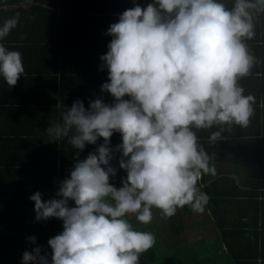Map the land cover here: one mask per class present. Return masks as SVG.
Listing matches in <instances>:
<instances>
[{
  "label": "clouds",
  "instance_id": "clouds-1",
  "mask_svg": "<svg viewBox=\"0 0 264 264\" xmlns=\"http://www.w3.org/2000/svg\"><path fill=\"white\" fill-rule=\"evenodd\" d=\"M254 11L264 12V0H233L230 8L222 0H152L134 2L109 24L100 92L113 101L101 95L85 108L77 99L46 128L49 141L66 139L77 151L53 198L42 200L40 191L29 197L35 220L62 221V231L47 240L51 259L36 245L21 264H139L155 235L134 228L129 216L149 224L153 209L165 217L185 205L203 212L208 196L198 182L215 168L194 129L217 126L209 137L216 142L226 127L249 125L254 98L238 80L253 62L244 39L253 35ZM17 23L18 15L0 23V40ZM23 72L21 53L0 43V78L11 87ZM114 133L121 143L113 148ZM117 152L126 173L119 188L109 182ZM28 240L36 244L34 236Z\"/></svg>",
  "mask_w": 264,
  "mask_h": 264
},
{
  "label": "trees",
  "instance_id": "trees-1",
  "mask_svg": "<svg viewBox=\"0 0 264 264\" xmlns=\"http://www.w3.org/2000/svg\"><path fill=\"white\" fill-rule=\"evenodd\" d=\"M18 1L21 0H0L4 4L0 9L4 19L18 11L17 26L0 43L9 50L21 53V58L25 61L21 77L33 86L44 83L52 89L53 95L61 89L63 92L69 90L74 96H83L82 101L87 105L85 108L90 100L96 98V93L99 96L106 95L103 96L104 102L112 103L113 98L108 93L100 92V85L107 79V71L99 70L101 61L94 58L106 52L100 47L102 45H89L86 36L78 37L75 44L60 38V25L69 21L68 12L66 13L69 10V0H37L38 4L48 1L50 5L34 4L23 7L26 11L13 5ZM222 2L228 8L233 5V0ZM57 6L65 9L56 11ZM50 25L56 31L52 34L53 38L47 36L51 31L47 29ZM253 29L252 37L245 38L244 43L251 51L249 54L257 55L260 63H252L248 74L239 78L238 83L244 89L245 95L252 90L248 85L256 87L253 101L257 104L260 100L263 104L261 111L264 122V12L254 11ZM79 33L83 35V30ZM243 78H247V84L241 82ZM6 87L12 88L7 84ZM48 88L42 94L48 92ZM40 94L41 101H48ZM7 97L8 95H4L5 104L10 101L8 104L12 108L17 102L18 105L14 108L18 113H22V109L28 110L29 107L46 110L45 107H38L40 105L35 100L12 96L8 100ZM54 101L62 102L64 108L59 110L60 106L57 107ZM73 102L74 100L63 98L60 101L57 98L50 100L48 106L51 110H46L47 115L56 118L59 111L61 115ZM253 110L260 111L258 106H254ZM17 115L20 118V114L15 116ZM5 120L7 130L1 133V141L6 150H3V156L0 157V264H21L22 253L31 251L36 245L42 246L48 252L50 261L51 249L47 240L62 231V221L57 218L35 220L34 202L29 197L40 191L42 200L53 198L59 182L69 175L77 150L67 146L66 139H61L60 149L54 142L50 157L41 155L39 159H30L25 165L18 166L10 162V155L17 150L16 138L23 141L26 136L31 140L33 131H13L12 124L16 119L8 114ZM261 126L256 133L237 125L226 127L222 133L223 138L216 142L210 141L209 137L217 130V126L194 129L198 144L209 154L210 164L215 168V175H204L198 182L201 190L208 196L207 203L203 212L192 221L191 215L197 212L188 205L177 208L175 215L171 217H165L159 209H153V219L149 224H140L135 221L134 216H129L134 228L150 231L155 235V244L140 255L139 264H218L214 257L219 252L227 258L225 264H257L256 259L261 256V251L256 248L257 237L253 231L261 234L263 227L253 228L252 223L253 218L258 223L264 212V123ZM100 143L102 138L96 145H86L79 154L85 158ZM119 143L120 134L114 133L110 139V147L114 148ZM118 158L117 152L110 161L117 168V175L109 181L117 188L120 187L121 178L126 175L119 169ZM37 164L39 167L34 172ZM69 206H74L71 201ZM195 228L204 230L206 236H215L219 241V249L217 245L214 247L208 243V237L185 239L187 236L183 232L191 235ZM30 236L36 238L35 245L28 240ZM251 239H254V246L250 244V249L245 251L243 247ZM220 248L222 251L218 252Z\"/></svg>",
  "mask_w": 264,
  "mask_h": 264
},
{
  "label": "crops",
  "instance_id": "crops-1",
  "mask_svg": "<svg viewBox=\"0 0 264 264\" xmlns=\"http://www.w3.org/2000/svg\"><path fill=\"white\" fill-rule=\"evenodd\" d=\"M134 2L136 4H139L141 7H144L148 3H151V0H69V4H68L69 10L66 11V13L68 12L69 21L67 22L64 21L63 25H60L59 33H61L60 34L61 40L70 41L71 43L75 44V40L79 39L78 37L86 36L89 45L90 44L102 45L100 47H102L104 51H107L106 45L110 40L109 36L104 35L107 27L109 26V24L116 22L118 15L121 12H123L125 9L132 7ZM38 3L39 2L37 0L31 1V3H26V0H21L20 2L19 1L16 3L14 2L13 5H17L19 10L21 9V10L26 11V9H24L23 7H29L34 4H38ZM47 4H49L48 1L43 2V3L41 2L38 5L46 6ZM3 7H4V4L0 3V9ZM59 9L60 11H62L63 9H65V7H63L62 9V7L57 6L56 11H59ZM17 13L18 11H16L14 14L17 15ZM14 14L12 16H14ZM4 20L5 19L3 15L0 14V23L3 22ZM47 29L49 30L51 29L50 33H47V36H50L51 38H53L52 34L53 32H56V31L52 28L51 25ZM49 30H46V32H48ZM81 30H83V33H81L83 35H79L80 34L79 32ZM41 35L42 34L40 33V36ZM44 35H46V33ZM248 52H251V51L248 50ZM256 56L257 55L252 56L253 57L252 63L256 62L257 65H259L260 61L258 58H256ZM94 58L97 59L99 57H94ZM22 62L25 63L23 59H22ZM25 80L26 79H24L23 77H20L17 80L16 85L12 86V88H9V87H6V83L3 81V79L0 78V157L3 156V150H6L4 149V146L1 141V133H3V131L6 129L7 121L5 120V117L8 114L11 115L14 119H16V121L13 122L14 126L11 123L13 127L12 129L13 131H33L31 132L33 135L31 137V140H29L26 136H24L23 141H21V138L19 137L16 138L15 146L17 150H14L12 154L10 155L11 157L10 162H14L18 166L25 165L26 163L29 162L28 160L30 159H34V158L39 159L41 155L46 154L45 155L46 157L47 156L50 157V152H51L50 149L54 145V142H55L56 147H58L59 149L61 147L60 140L49 141L47 139L46 128L48 127L50 122H53V118H54L53 115L52 117L50 115H47L46 110L48 109L51 110L50 106H48V101L55 100L56 98H57V101H60V98H63L64 100H74V101L77 99L84 100L83 96H74L75 94L70 92L69 90H66L63 92L61 91V89L57 90V92L54 93L55 95L54 97L52 89L51 88L49 89L44 83H41V85L39 86L38 85L33 86L32 84L27 83ZM246 80L247 78H243L241 79V82H243L244 84H247L248 81ZM248 87L252 88L251 93H249L248 95H251L255 99L256 87L252 86L251 84L248 85ZM47 88L49 89L48 92L42 94L43 91ZM39 93H41L40 95L48 101H45V100L41 101L42 99H40ZM4 95H8L7 97L8 100L11 99L10 96L17 98V99L26 98V99L35 100V102H37V105H40L38 107H45L46 110L31 109L29 107L28 110L22 109L23 112L18 113L17 111H15V108H14V107H17L18 105L17 102L14 103L13 104L14 106L11 108V106H9L11 104H8V103H11L10 101H7V103L5 104ZM95 96L96 97L99 96L98 93H96ZM103 96H106V95H103ZM55 103L57 107L60 106L59 110H61V108H64L63 105H58L60 102H55ZM84 106L86 107L87 105L84 104ZM254 106H258L260 111L257 112L253 110V116L250 118V123L245 128V130L246 129L250 130L249 132H252V133H256L257 131H259L262 127L261 126L262 123H264L262 119V111H261L263 104L261 103L260 100L257 102V104L254 103L253 101L252 107ZM7 107H10V109H8ZM60 112L61 111H59L58 116H55L56 118H54V121L60 120L61 118ZM16 114H20L19 115L20 118H18V115L16 117L15 116ZM237 127L239 126L237 125ZM67 146L71 147L68 144ZM57 159H59V155ZM78 159H84V155L79 154ZM38 167L39 165L37 164L35 166L34 172L36 171V168ZM40 171L45 173L43 169H41ZM262 214L263 215H260V218L258 219L259 220L258 223H256L255 221L256 219L254 218H253V223L251 222L253 228H255L256 226L263 227L261 234H255V232L253 231L254 235H256L257 237L256 248L258 251H261V256L259 255V257L256 259V262L258 260L264 261V212ZM252 240L254 239H251L247 244L244 245L243 248H245V251L250 249L249 248L250 244L254 246V243H253L254 241ZM224 249H225V246H224ZM226 259L227 258L224 257V264H225Z\"/></svg>",
  "mask_w": 264,
  "mask_h": 264
},
{
  "label": "rangeland",
  "instance_id": "rangeland-1",
  "mask_svg": "<svg viewBox=\"0 0 264 264\" xmlns=\"http://www.w3.org/2000/svg\"><path fill=\"white\" fill-rule=\"evenodd\" d=\"M200 213H193L192 215H191V218H190V220L192 221L193 219H195L198 215H199ZM205 230H208V229H205ZM209 230H211V229H209ZM183 235H186L187 236V238H185L184 236H183V238H185V239H190V238H202V237H208L209 238V241H208V243L211 245H214V247L217 245V248L219 249V241L217 240V238L214 236H211V235H209V236H206L205 234H204V230L202 231L201 229H199V228H195V229H193L192 230V233H191V235H189V233L188 232H183ZM213 237V238H212ZM182 238V239H183ZM163 245H165L164 243H163ZM164 249H165V247H163ZM166 250V249H165ZM165 250H164V253H166L165 252ZM219 251H222V249L220 248V250H218V252ZM214 259H216L217 260V263L218 264H223L224 263V254L223 253H221V252H219L215 257H214Z\"/></svg>",
  "mask_w": 264,
  "mask_h": 264
}]
</instances>
